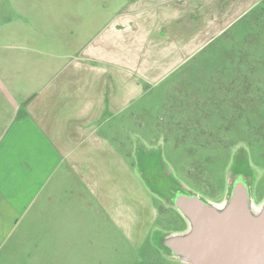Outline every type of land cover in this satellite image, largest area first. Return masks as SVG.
Returning <instances> with one entry per match:
<instances>
[{"label": "rangeland", "instance_id": "1", "mask_svg": "<svg viewBox=\"0 0 264 264\" xmlns=\"http://www.w3.org/2000/svg\"><path fill=\"white\" fill-rule=\"evenodd\" d=\"M125 1L0 0L1 69L7 75L15 55L10 32L36 37L58 24L83 35L78 7L96 6L91 16L99 19L105 15L101 2L112 3L116 14ZM104 56L123 61L119 54ZM143 89L127 114L97 123L124 157L91 165L94 194L77 182L76 194L65 190L58 198L63 224L21 225L12 235L42 238L50 258L56 254L53 244L62 240L64 261L47 264H187L164 247L167 236L188 228L173 205L176 198L195 195L218 207L227 201L231 185L243 181L251 203L264 202V1L179 69ZM142 167L151 179L164 173L162 185H154L157 194L144 181Z\"/></svg>", "mask_w": 264, "mask_h": 264}, {"label": "crops", "instance_id": "2", "mask_svg": "<svg viewBox=\"0 0 264 264\" xmlns=\"http://www.w3.org/2000/svg\"><path fill=\"white\" fill-rule=\"evenodd\" d=\"M262 1L126 0L116 14L101 2L109 15L99 19L91 16L96 6L78 7L83 35L58 24L36 37L9 33L15 55L7 75L0 67V264L64 261L62 240L50 258L42 238L12 235L21 225L63 224L65 190L76 194L82 182L94 194L91 165L124 157L97 123L127 114L143 86L179 69Z\"/></svg>", "mask_w": 264, "mask_h": 264}, {"label": "water", "instance_id": "3", "mask_svg": "<svg viewBox=\"0 0 264 264\" xmlns=\"http://www.w3.org/2000/svg\"><path fill=\"white\" fill-rule=\"evenodd\" d=\"M174 207L188 228L167 236L164 247L187 264H264V202L255 207L243 181L221 205L181 196ZM255 207V208H254Z\"/></svg>", "mask_w": 264, "mask_h": 264}, {"label": "flooded vegetation", "instance_id": "4", "mask_svg": "<svg viewBox=\"0 0 264 264\" xmlns=\"http://www.w3.org/2000/svg\"><path fill=\"white\" fill-rule=\"evenodd\" d=\"M138 160H139V165L140 166H144V164L143 163H141V160L138 158ZM151 165V164H150ZM145 166H147V164L145 165ZM144 166V167H145ZM144 167H142L141 168V171H140V173L142 174V177H143V179H144V181H146L147 183H148V185H149V188H150V190H151V192H153L154 194L156 193L157 194V192H156V190L154 189V185L156 184V183H161L162 181L160 180V177H162L161 176V174H163V176H165L164 175V173H161V174H159V175H156L155 173H153V178L151 179V178H149V174H151V173H148V174H145V172H144ZM148 167V166H147ZM148 178V181H150V182H148L146 179ZM162 185V183L160 184V186ZM253 201V200H252ZM254 202V201H253ZM255 204V203H254ZM257 204V203H256Z\"/></svg>", "mask_w": 264, "mask_h": 264}, {"label": "trees", "instance_id": "5", "mask_svg": "<svg viewBox=\"0 0 264 264\" xmlns=\"http://www.w3.org/2000/svg\"><path fill=\"white\" fill-rule=\"evenodd\" d=\"M168 250V249H167ZM169 251V250H168Z\"/></svg>", "mask_w": 264, "mask_h": 264}]
</instances>
